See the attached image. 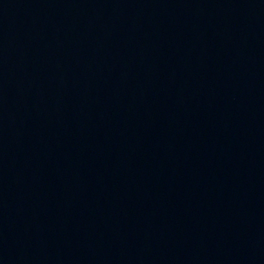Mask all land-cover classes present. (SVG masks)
<instances>
[{"label":"water","instance_id":"1","mask_svg":"<svg viewBox=\"0 0 264 264\" xmlns=\"http://www.w3.org/2000/svg\"><path fill=\"white\" fill-rule=\"evenodd\" d=\"M0 264H264V0H0Z\"/></svg>","mask_w":264,"mask_h":264}]
</instances>
